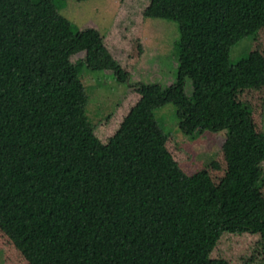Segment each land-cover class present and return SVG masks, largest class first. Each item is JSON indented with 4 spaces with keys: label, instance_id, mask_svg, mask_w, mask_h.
I'll return each mask as SVG.
<instances>
[{
    "label": "trees",
    "instance_id": "16d2710c",
    "mask_svg": "<svg viewBox=\"0 0 264 264\" xmlns=\"http://www.w3.org/2000/svg\"><path fill=\"white\" fill-rule=\"evenodd\" d=\"M61 1L0 0L2 264H264V0H120L106 34ZM147 17L178 24L176 79L92 124L80 69L127 82ZM166 103L186 135L225 130L192 174L154 117Z\"/></svg>",
    "mask_w": 264,
    "mask_h": 264
},
{
    "label": "rangeland",
    "instance_id": "374dc122",
    "mask_svg": "<svg viewBox=\"0 0 264 264\" xmlns=\"http://www.w3.org/2000/svg\"><path fill=\"white\" fill-rule=\"evenodd\" d=\"M119 3L120 0H62L59 11L74 28L91 26L101 34H106L119 15ZM178 35L179 29L175 20L147 17L143 29V54L127 82L116 81L111 70H94L82 66L80 76L88 96L86 112L92 124L114 111L116 104L133 85L139 82H160L166 86L176 79L178 56L175 53L174 42ZM252 40L253 36L248 34L230 46L231 63L248 55ZM83 56L82 51L72 55L71 59L75 61ZM185 88L188 93L191 91L189 81L186 82ZM154 117L163 131L174 137L177 147L188 155L179 163L187 174H192L208 164L219 152L225 140V130L218 132L197 130L190 135L182 133L177 124L176 106L172 103L156 107ZM261 165L264 170V161ZM2 256L3 251L0 249V264Z\"/></svg>",
    "mask_w": 264,
    "mask_h": 264
}]
</instances>
